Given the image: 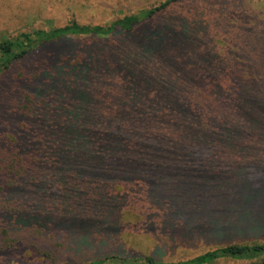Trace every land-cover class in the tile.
Listing matches in <instances>:
<instances>
[{"label": "trees", "instance_id": "16d2710c", "mask_svg": "<svg viewBox=\"0 0 264 264\" xmlns=\"http://www.w3.org/2000/svg\"><path fill=\"white\" fill-rule=\"evenodd\" d=\"M181 1L0 39V75L20 64L7 125L0 123V264H264L263 241L164 261L106 240L111 204L99 207L114 200L119 230L121 207L132 196L145 227L169 235L175 218L184 221L189 187L174 186L176 162L207 163L223 149L233 161L241 151L250 152L248 161L264 154V51L256 49L263 28L236 27L223 41L235 47L225 49L223 64L176 45L179 30L186 32L180 23L162 30L149 24L138 34ZM206 148L209 159L200 154ZM94 165L99 179L90 181ZM263 177L245 176L248 187L232 190L264 191ZM195 180L197 197L209 183Z\"/></svg>", "mask_w": 264, "mask_h": 264}, {"label": "rangeland", "instance_id": "374dc122", "mask_svg": "<svg viewBox=\"0 0 264 264\" xmlns=\"http://www.w3.org/2000/svg\"><path fill=\"white\" fill-rule=\"evenodd\" d=\"M160 1L162 0H0V39L21 31L62 26L73 19L80 23H106ZM168 22L177 25L180 23L186 30H179L181 34L177 36L176 45L179 43L178 46L195 49L199 54L205 52L214 55L221 64L225 49H235L234 45H224L223 41L230 37L236 27L243 30L257 22L263 32L256 42V49L264 51V0H183L160 13L155 20L143 24L137 32L142 34L149 24L162 30L164 23ZM19 71L20 64L0 75V112H3L0 113V123L3 127L7 125L4 112L8 111L5 105H9V88L12 78L17 77ZM52 100V97L47 98L48 103ZM5 129H0L1 134H5ZM211 153L213 152L209 148L200 152L207 159ZM223 153L225 157L221 156ZM223 153L218 157H211L207 163L189 158L173 165L174 186L183 182L189 188L184 193L188 201L181 205L186 218L182 222L175 218L169 224L172 233H161L153 225L151 228L145 227L148 224L143 223L144 220L136 212L141 205L136 201L137 197L134 196V199L132 196L121 207L124 225L120 230L114 217L115 204L119 200L106 202L99 207L111 204L109 216L112 224L104 227V231L108 233L106 240H117V247L151 254L164 261L188 259L228 243L252 240L264 242V191L239 193L232 190L233 186H244L245 189L248 187L245 185V176H264V154L260 153L257 157H252V161H248L250 152L241 151L239 158L233 161L226 159L228 150L223 149ZM245 156L247 157L244 158ZM176 167L185 174L180 175ZM165 168L170 169L167 166ZM98 170L94 165L90 181L99 179ZM197 177L205 180V186L209 183V187L196 197L192 186ZM198 191L200 190L197 189L196 192ZM98 203L99 201L95 202L93 210L97 209ZM102 214L104 217V213ZM105 232L95 229L94 235L105 236ZM215 264L241 263L220 260Z\"/></svg>", "mask_w": 264, "mask_h": 264}]
</instances>
